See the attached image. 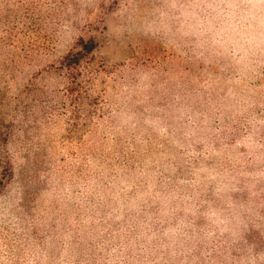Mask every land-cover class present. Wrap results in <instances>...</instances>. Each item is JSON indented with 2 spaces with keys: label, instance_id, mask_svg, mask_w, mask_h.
Here are the masks:
<instances>
[{
  "label": "rangeland",
  "instance_id": "obj_1",
  "mask_svg": "<svg viewBox=\"0 0 264 264\" xmlns=\"http://www.w3.org/2000/svg\"><path fill=\"white\" fill-rule=\"evenodd\" d=\"M256 5L0 0V264H264Z\"/></svg>",
  "mask_w": 264,
  "mask_h": 264
},
{
  "label": "clouds",
  "instance_id": "obj_2",
  "mask_svg": "<svg viewBox=\"0 0 264 264\" xmlns=\"http://www.w3.org/2000/svg\"><path fill=\"white\" fill-rule=\"evenodd\" d=\"M262 6H264V0H260V5L253 7L260 8ZM225 7L227 9H237L240 5L227 4ZM235 18L236 13L234 11L226 13L223 24L219 28H217L212 21H209L202 35L210 34L209 38L211 43L221 48L226 47V42L221 38V34L225 32H234L238 36H247L254 32H259L264 35V15H257L252 11H242L239 20L233 23L232 21L235 20ZM212 215L217 217L215 220L217 226H223L221 227L222 232L229 230L226 226L228 222L225 219L221 218L217 213H213Z\"/></svg>",
  "mask_w": 264,
  "mask_h": 264
},
{
  "label": "trees",
  "instance_id": "obj_3",
  "mask_svg": "<svg viewBox=\"0 0 264 264\" xmlns=\"http://www.w3.org/2000/svg\"><path fill=\"white\" fill-rule=\"evenodd\" d=\"M97 49L95 40L80 39L75 48L64 58L63 68L70 73L78 72L82 69V64L93 56Z\"/></svg>",
  "mask_w": 264,
  "mask_h": 264
}]
</instances>
